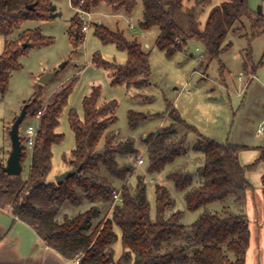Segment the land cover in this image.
<instances>
[{"label":"trees","instance_id":"1","mask_svg":"<svg viewBox=\"0 0 264 264\" xmlns=\"http://www.w3.org/2000/svg\"><path fill=\"white\" fill-rule=\"evenodd\" d=\"M184 8L183 0H142L143 16L140 27H157L156 46L171 57L187 41L195 40L203 48L201 63L218 59L228 31L246 16L251 21L253 34L264 32V17L251 15L247 0H224L208 13L203 27L195 17V6L207 0H193ZM70 5L83 11H92L98 4L108 5L112 11L130 13L136 0H69ZM33 4L31 9L27 5ZM58 12L52 0H0V35L5 37L0 53V100L8 89L10 73L20 66L18 57L29 47L49 45L51 39L36 29H24L15 39H8L14 29L27 20L38 22L55 18ZM82 19L76 13L70 22V35L82 41ZM93 33L103 43H113L127 54L123 65L108 62L97 53L92 62L110 71L112 85L124 84L128 90L143 89L149 83L148 53L141 44L127 40L121 32L109 30L102 23H92ZM78 37L76 39L75 37ZM27 42V46L23 44ZM70 78L49 96L38 122L37 135L26 178L3 171L5 159L0 155V208L28 225L40 240L67 261L78 264H244L249 245L248 219L243 205L246 191L252 187L246 172L258 163H264V146L256 149L258 157L242 165L239 152L245 147L232 143H219L204 137L186 124L173 109L168 110L170 122L145 136L146 171L160 174L167 164L186 153V131H195L198 139L193 150L203 160L197 168L199 181L192 184V175L181 168L165 174L175 188L184 190L183 200L189 211L201 210L190 224H182V212L176 209L169 190L163 183L154 186L155 217L150 218L149 202L143 178L136 183H123L120 192L123 202L112 206L116 190L99 174L103 166L115 177L125 181L135 169L133 164L119 167L116 155L138 154L133 140L122 141L109 130L115 123L116 101L100 103L99 87H92L82 99L83 115L68 112V125L75 138V147L69 156V168L81 164L77 175L64 183L47 181L51 171V146L62 136L55 132L58 117L74 85ZM31 98L24 102L26 116H35L42 109V85L36 83ZM129 126L136 127L144 115L130 111ZM14 121V120H13ZM186 131L178 134L177 127ZM104 140L102 149L97 146ZM20 163L26 156L21 139ZM264 182V178H263ZM264 193V189H263ZM231 199L232 206L221 212H211L207 205ZM86 205L85 210H80ZM72 211V212H71ZM71 212V214H70ZM121 232L122 252L114 257L112 244Z\"/></svg>","mask_w":264,"mask_h":264},{"label":"rangeland","instance_id":"2","mask_svg":"<svg viewBox=\"0 0 264 264\" xmlns=\"http://www.w3.org/2000/svg\"><path fill=\"white\" fill-rule=\"evenodd\" d=\"M223 1L207 0L195 6V17L200 27L204 26L210 10ZM52 3L58 12L55 18L43 22L24 21L8 36V39H15L24 29H36L42 36L50 38L51 43L29 47L17 59L20 67L10 73L7 92L0 100V155L6 161L10 150V125L24 102L33 95L37 79L46 72L57 70L42 85V105L46 104L51 93L59 89L65 81L70 78H75V81L58 117L55 132L62 138L51 146L52 166L47 181L54 182L56 175L70 169L68 160L75 147V138L68 125V112L74 110L81 118L83 97L92 87H99L100 103L116 101V121L109 130L122 141L131 138L138 151L136 156L117 154L118 166L134 165L139 156L144 160L141 166H134L135 169L126 175L125 181L115 177L103 166L100 167L99 174L116 190L124 182L134 185L137 177L141 176L146 186L151 219L155 217L154 186L163 183L169 190L176 209L182 212L181 223H192L201 210H187L183 200L185 191L175 188L171 181L164 180V176L175 168H181L192 175V184H197V168L203 160L202 154L193 150V144L198 139L197 133L219 143L264 146V32L254 35L251 21L243 16L225 36L222 43L225 49L218 59L201 63L202 57L199 56L202 55L203 48L195 40L187 41L179 51L167 57L156 46L159 29L155 26L148 29L140 27L143 16L142 0H136L130 13L123 10L114 12L108 5L100 3L89 11L91 24L97 21L96 23H102L111 31L121 32L127 40L140 43L148 53L150 84L143 89L128 90L124 84L112 85L109 69L95 65L91 59L97 53L108 62L123 65L127 60L126 52L117 49L113 43L101 42L94 35L93 26L89 27L82 42L74 41L69 31L70 22L76 13L80 16L82 13L75 11L69 0H52ZM193 4V0H183L184 8ZM247 6L252 16L261 14L264 17V0H247ZM4 41L5 37L0 35V53ZM169 109L177 112L197 133L177 127L180 135L186 131V153L167 164L160 174L148 173L144 138L168 125ZM130 111L145 116L134 128L128 123ZM36 123L35 116H25L19 125V137L23 138L28 125ZM259 125L263 126V133L257 137L255 135ZM103 145L104 140L101 139L97 149H102ZM29 164L30 154L26 152L21 164L22 178L27 177ZM232 202L231 199L223 203L214 201L207 208L211 212H221L224 206H232ZM86 208L85 205L80 210ZM253 226L250 223V227ZM116 233L118 238L112 248L114 257L118 258L122 252L121 232L118 228ZM252 242H257L255 237Z\"/></svg>","mask_w":264,"mask_h":264},{"label":"crops","instance_id":"3","mask_svg":"<svg viewBox=\"0 0 264 264\" xmlns=\"http://www.w3.org/2000/svg\"><path fill=\"white\" fill-rule=\"evenodd\" d=\"M262 133L255 136L260 137ZM242 146L245 148L239 152L240 163L242 165L252 163L258 157L259 152L256 148L260 145ZM246 178L252 187L246 191L243 205L249 228V245L244 264H264V163H258L253 170L246 172ZM250 223L254 225L253 228L250 227ZM254 237L257 242L251 243ZM0 264H72V262L47 247L28 225L16 219L8 209L0 208Z\"/></svg>","mask_w":264,"mask_h":264},{"label":"water","instance_id":"4","mask_svg":"<svg viewBox=\"0 0 264 264\" xmlns=\"http://www.w3.org/2000/svg\"><path fill=\"white\" fill-rule=\"evenodd\" d=\"M33 4L27 5L28 9H31ZM78 39V37H75ZM27 42L23 44V47L27 46ZM63 64L60 65L62 67ZM57 73V70L49 71L41 75L37 82L41 85H44L47 80L54 76ZM26 116V105L21 108L19 114L15 117L14 121L10 125L8 136L10 140V151L8 153L7 159L5 161V165L3 167V171L9 175H19L22 170V165L20 163L21 157V140L19 137V125ZM81 168V164H78L75 168L65 170L64 172L55 176V183L62 184L64 183L69 177L75 176L78 174Z\"/></svg>","mask_w":264,"mask_h":264},{"label":"built area","instance_id":"5","mask_svg":"<svg viewBox=\"0 0 264 264\" xmlns=\"http://www.w3.org/2000/svg\"><path fill=\"white\" fill-rule=\"evenodd\" d=\"M74 9H75V11L77 10L78 12L82 13V16H80L82 19V22H83L81 32L84 36L86 34V32L88 31L90 24H91L90 12L82 11L81 9H79V7H75ZM201 57H202V55L199 56V58H201ZM44 106L45 105H43L42 109L39 110L37 112V114L35 115V117L37 118L36 125H32V124L28 125L26 132L23 136V145H24L25 151L30 154V157H31V154L33 151L35 140H36L39 117L41 115L42 110L44 109ZM262 131H263V126L259 125L258 128L256 129V135L259 136L262 133ZM134 163H135L134 165L137 167L141 166L144 163L142 156H139L135 160ZM120 191L121 190L119 189L118 191L114 192L112 206L115 204H121L123 202V200L121 198V192ZM72 264H78V259H76L74 262H72Z\"/></svg>","mask_w":264,"mask_h":264}]
</instances>
